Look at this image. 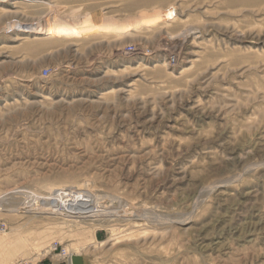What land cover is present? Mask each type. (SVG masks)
Segmentation results:
<instances>
[{"label": "rangeland", "instance_id": "374dc122", "mask_svg": "<svg viewBox=\"0 0 264 264\" xmlns=\"http://www.w3.org/2000/svg\"><path fill=\"white\" fill-rule=\"evenodd\" d=\"M73 255L264 264V0H0V264Z\"/></svg>", "mask_w": 264, "mask_h": 264}, {"label": "bare ground", "instance_id": "6f19581e", "mask_svg": "<svg viewBox=\"0 0 264 264\" xmlns=\"http://www.w3.org/2000/svg\"><path fill=\"white\" fill-rule=\"evenodd\" d=\"M89 24H91V23H89ZM67 26H70V24H67L66 20H64V21L63 20H61V21L60 20L59 21H55L54 20L53 22L51 21L49 24L47 23V25L44 28H40L38 33L45 35V34H49V33L60 32L62 30H65L67 28ZM65 201H63V202H65ZM71 201H72V205L71 206H72V209H73L74 213L77 214V213L84 212V210H83L84 198L82 196H80L79 194L75 193L74 195L71 196V199L67 200V202H71ZM61 202H62V200H61ZM67 202L61 203L60 206H56L55 209L63 210V208H68V206L66 204Z\"/></svg>", "mask_w": 264, "mask_h": 264}, {"label": "water", "instance_id": "95a60500", "mask_svg": "<svg viewBox=\"0 0 264 264\" xmlns=\"http://www.w3.org/2000/svg\"><path fill=\"white\" fill-rule=\"evenodd\" d=\"M70 264H86L85 260L81 256H71Z\"/></svg>", "mask_w": 264, "mask_h": 264}, {"label": "built area", "instance_id": "2783aa9c", "mask_svg": "<svg viewBox=\"0 0 264 264\" xmlns=\"http://www.w3.org/2000/svg\"><path fill=\"white\" fill-rule=\"evenodd\" d=\"M48 74H49L48 70H43V76H44V77H47Z\"/></svg>", "mask_w": 264, "mask_h": 264}]
</instances>
